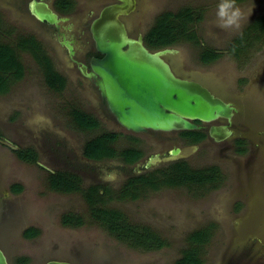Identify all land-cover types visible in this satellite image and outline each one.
Segmentation results:
<instances>
[{
	"label": "rangeland",
	"instance_id": "rangeland-1",
	"mask_svg": "<svg viewBox=\"0 0 264 264\" xmlns=\"http://www.w3.org/2000/svg\"><path fill=\"white\" fill-rule=\"evenodd\" d=\"M27 2L0 0V43L15 48L19 39L35 37ZM220 2L137 0L135 11L128 17L129 33L135 36L147 31L165 11L189 7L199 16L191 25L197 44L185 41L177 45L175 69L181 70V65L194 68L197 79L237 104L241 111L232 126L235 135L247 141L244 154L232 148L222 151L221 144L208 140L199 146L182 147V159L186 158L191 169H218L220 178L215 183L160 186L142 189L134 197H122V175L114 168L117 160L89 162L83 155L88 140L115 131L108 123L111 118L101 120L95 115L99 127L82 130L72 116L75 109L94 114L98 100L95 90L66 74L63 87L52 89L32 54L18 51L23 75L0 94V248L9 264H17L22 257L28 258L26 264L49 260L174 264L188 246V235L204 227L211 228V234L202 246V264H264V35L246 30L264 18V0H235L243 16L238 27L228 28L219 26L216 13ZM36 37L46 49L45 38ZM235 41L244 48L237 54L229 49ZM206 50H216L219 56L203 63L200 55ZM56 69L63 73L61 67ZM119 133L115 146L121 150L129 142L127 132ZM150 140L157 151L163 149L157 142L166 144L165 148L170 146L153 136ZM29 148L35 155L33 160L19 158L14 152ZM255 151L260 163H255L249 175L246 159ZM166 168L168 164H162L156 171L160 174ZM64 170L78 176L79 190L68 193L50 186L49 172ZM92 185L108 190L102 191L104 198L97 206L120 211L125 223L137 229L147 227L151 238L164 245L140 246L135 239H121L109 232L92 217L85 199ZM16 186L20 190H15ZM68 215L79 216L81 223L64 224L62 219ZM30 227L38 233L26 238L23 231Z\"/></svg>",
	"mask_w": 264,
	"mask_h": 264
},
{
	"label": "water",
	"instance_id": "water-1",
	"mask_svg": "<svg viewBox=\"0 0 264 264\" xmlns=\"http://www.w3.org/2000/svg\"><path fill=\"white\" fill-rule=\"evenodd\" d=\"M135 11L133 0L104 7L91 23V33L101 59H92L91 71L81 70L93 77L109 110L120 125L132 131L195 130L202 126L193 120L211 122L219 118L231 120L236 105L216 95L205 83L176 75L165 56L178 49L164 47L150 50L143 35L129 33V20L124 17ZM40 21L56 23L57 15L42 3L33 10ZM227 125H213L209 134L215 140L231 135ZM180 149L172 150L177 154ZM168 157L166 156L165 159ZM152 159H160L156 155ZM150 165V162L149 164ZM0 264H9L0 248ZM45 264H74L64 260H49Z\"/></svg>",
	"mask_w": 264,
	"mask_h": 264
},
{
	"label": "trees",
	"instance_id": "trees-1",
	"mask_svg": "<svg viewBox=\"0 0 264 264\" xmlns=\"http://www.w3.org/2000/svg\"><path fill=\"white\" fill-rule=\"evenodd\" d=\"M241 1V0H236ZM196 11L189 7L179 9L175 12L165 11L159 14L153 25L147 30L144 36L145 44L150 49H160L168 46L178 45L185 41H193L197 44L195 35L192 30V23L198 19ZM252 29L258 31L259 34L264 35V18H259L254 21L247 31ZM255 39V36L252 35ZM251 39V38H250ZM244 43V48L248 45ZM244 48H241L238 41L232 43L230 50L237 54ZM18 51H29L34 60L41 65L44 71L46 83L52 89L59 90L63 87L64 78L60 77L58 73L53 70L50 60L41 52L40 43L33 37H24L18 40L15 48L8 44L0 43V94L6 93L10 85L16 79L23 75V65L18 57ZM218 52L213 50H206L201 53L200 60L203 63H210L218 57ZM74 123L78 129L93 130L98 126V121L95 117L86 114L82 111L74 110L72 113ZM190 135H195L196 141L204 138L205 134L202 132H191ZM119 136L116 132H105L88 140L84 144L83 154L87 158L102 159L120 157L123 161L132 162L136 160L139 155L134 149L117 150L112 144ZM19 158L25 160H33L34 153L32 149L14 150ZM220 178L219 171L216 167H206L200 169H191L187 163L181 161L176 164H171L168 168L160 171V176L156 177H137L129 181L120 192L122 197H134L137 194V187L141 189L149 188L151 190L157 189L160 186L186 184V183H215ZM50 186L57 191L73 192L79 190L78 176L72 172H56L50 173ZM218 183V182H217ZM128 185V187H127ZM21 187L16 186L15 190H20ZM140 191V190H139ZM104 193L99 192V188L95 185L88 187L85 192V199L91 207V215L94 219L99 221L109 232L117 234L121 239H135L140 246L164 245L163 242L152 239V232L143 227L131 226L124 222L123 215L120 211L114 209H105L97 206L102 202ZM64 224L77 225L81 223V219L77 215H68L63 219ZM37 229L34 227L27 228L23 231L26 238H31L37 234ZM211 228H201L190 233L187 238L188 246L182 251L181 257L175 261L174 264H202L200 257L202 246L209 239ZM154 241V242H153ZM28 258L22 257L17 261V264H26Z\"/></svg>",
	"mask_w": 264,
	"mask_h": 264
},
{
	"label": "flooded vegetation",
	"instance_id": "flooded-vegetation-1",
	"mask_svg": "<svg viewBox=\"0 0 264 264\" xmlns=\"http://www.w3.org/2000/svg\"><path fill=\"white\" fill-rule=\"evenodd\" d=\"M17 1L21 2L22 4L26 0H17ZM133 1L135 2V9H136L137 0H133ZM43 2L47 3L49 8L57 15L56 23L40 21L34 15L33 13L34 8L40 9ZM116 3L117 4L121 3V0H28L26 4V10L28 14L31 16V20H32V34L35 37L37 36V34L44 37L46 40L45 43L48 45L47 48L45 49V46L41 45L39 38L37 37L36 38L33 37V38H35L40 43L41 52L45 53V56L50 60L53 70H55L60 77L64 78V83L66 81L65 80L66 75L68 77H73L72 75H74V77L77 80H80L79 81L80 83H82L84 86L88 85L89 87L93 88L96 94L98 95L97 104L95 106L96 110H94L95 111L94 114L87 113L82 110H77V111H82L86 114H89L95 117L96 119L97 117L101 120H104L106 118L108 119L111 118L112 121L108 123H110L112 127H115L113 129L115 131H112V132H116L119 134L114 144H112L113 147L119 150L118 148H116L115 145L116 143H118L117 141L119 140V137H120L119 132L123 130L124 132H127L126 141L129 142L127 143V146L124 149H134L136 152H138V155H139V157L132 162L123 161L118 156H115L112 158H102V159H93V158H87L86 156H84L86 161L98 163V162H101L102 160L103 161L104 160L106 161L117 160V165H115L114 168L120 170L119 172L122 175L121 179L123 180V182L120 188L122 191L124 186L129 181H132V180L135 181L137 177L159 176L160 175L159 171H156L159 165L168 164V167H169L171 164H174V163L176 164L177 162L183 161L182 159L183 157L181 155L182 147L186 145L187 146H191V145L199 146L203 142L208 140L210 143L221 144L222 151H228L230 148H232L238 154H244L245 152H247L246 151L247 141L244 138H242V136L240 137L236 136L234 133V128L232 126V122H233V119L235 118V115H237V113L241 111V109H239L238 107H237V111L234 112L230 121H228L225 118H219L211 122H202L199 120H193L192 121L193 123L202 126L201 129H195V130L177 129V130L163 131V130L147 129L145 131L136 132V131L126 129L125 127H123L122 125L118 123L115 115L109 110L106 102L103 100L100 90L95 84L94 78L87 77L86 75L83 74L81 70L82 66L85 65L86 71L90 72L91 71L90 65H91L92 59L94 58L101 59L103 57V54L100 53L96 49L95 42L93 40L92 33H91V23L98 16L99 12L104 7L111 5V4H116ZM129 16L130 15H126L124 17L128 18ZM146 32L147 31L140 32L143 35V40H144V36ZM137 35H135V37ZM144 43H145V40H144ZM168 47L178 49L177 53H172V54L165 56V59L169 63L172 71L180 77L199 80L196 78L194 74L197 71L190 66L181 65L180 66L181 70L179 68H178L179 70L175 69L173 59L174 57L178 55L179 48L177 45L168 46ZM150 50L153 51V50H158V49H150ZM61 55H63V57ZM170 56H173V57H170ZM57 67L59 68L61 67V70H63V73H60L59 71H57L58 70L56 69ZM216 95L221 96L220 93H217ZM221 97L224 98L223 96ZM233 104L237 105L235 103ZM95 115H97V117ZM97 121L99 123L98 119ZM213 125H216V126L227 125L232 133L230 136L226 138H223L221 140H215L209 134V130ZM98 127H99V124L96 128ZM194 131L204 133L205 134L204 138H202L199 141L194 140L195 135L189 134ZM140 135H147V136L142 137L144 139L143 140L140 137ZM151 136H153L154 139L157 138V140L159 141L166 140L167 142L170 143V146L168 148H165L166 144L157 142L156 145L161 146L163 148L160 151H157L156 149L151 147L152 146V142L150 140ZM178 148L180 149V151L177 154H173L172 150H175ZM156 155H159L160 159H152ZM166 156L168 157L167 159H165ZM185 160L183 162L187 163ZM149 162H150V165H148ZM255 163L257 164L260 163V159L256 151L254 154L249 156L248 159H246V165L248 167L249 175H251L250 172L254 170ZM236 167L239 169L240 167L239 162L236 163ZM63 172H69V171L64 170ZM50 173H56V172L50 171L49 174ZM105 181H110V179H105ZM146 189H149V188H146ZM103 190L105 191L104 193L108 192L106 187H103L102 189L100 188L99 192H102ZM139 190H142V186H141V189L137 187V194L139 193ZM236 209H239V208L236 207ZM262 257L264 261V254H262Z\"/></svg>",
	"mask_w": 264,
	"mask_h": 264
},
{
	"label": "clouds",
	"instance_id": "clouds-1",
	"mask_svg": "<svg viewBox=\"0 0 264 264\" xmlns=\"http://www.w3.org/2000/svg\"><path fill=\"white\" fill-rule=\"evenodd\" d=\"M217 19L219 26L222 28L238 27L239 20L242 18L243 13L236 5L235 0H221L217 5ZM227 17V19H222Z\"/></svg>",
	"mask_w": 264,
	"mask_h": 264
}]
</instances>
